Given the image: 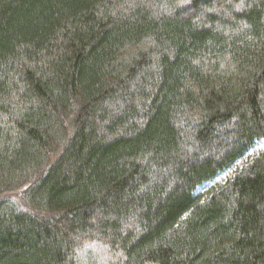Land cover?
I'll use <instances>...</instances> for the list:
<instances>
[{"label": "trees", "instance_id": "trees-1", "mask_svg": "<svg viewBox=\"0 0 264 264\" xmlns=\"http://www.w3.org/2000/svg\"><path fill=\"white\" fill-rule=\"evenodd\" d=\"M259 142L264 0H0V264H264Z\"/></svg>", "mask_w": 264, "mask_h": 264}, {"label": "rangeland", "instance_id": "rangeland-1", "mask_svg": "<svg viewBox=\"0 0 264 264\" xmlns=\"http://www.w3.org/2000/svg\"><path fill=\"white\" fill-rule=\"evenodd\" d=\"M264 149L263 142H259L251 151L250 153L241 160L234 168L230 169L229 171L221 174L217 181L224 182L226 179L230 178L235 174V172L243 167L255 154L260 152ZM210 186V184H206L205 186L199 189V192H203L206 188ZM80 256L84 257L83 263L84 264H121L118 262L117 257L112 255L105 246L100 243H90L84 249V251L80 253Z\"/></svg>", "mask_w": 264, "mask_h": 264}]
</instances>
